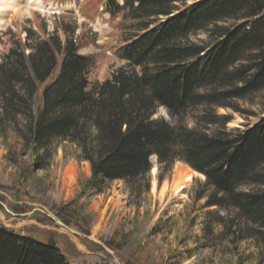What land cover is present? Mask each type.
Returning <instances> with one entry per match:
<instances>
[{
  "label": "trees",
  "instance_id": "obj_1",
  "mask_svg": "<svg viewBox=\"0 0 264 264\" xmlns=\"http://www.w3.org/2000/svg\"><path fill=\"white\" fill-rule=\"evenodd\" d=\"M106 12L124 16L129 36L117 51L125 65L104 83L89 82L94 60L73 39L27 32L4 55L0 137L29 157L24 173L48 168L58 142H68L91 165L89 186L101 192L124 181L141 197L153 157L165 170L182 162L205 177L204 208L217 209L205 214L216 216L208 236L222 226L231 233L222 236L264 241V117L231 130L232 116L217 111L264 90V0H106ZM200 32L214 42L193 43ZM159 108L176 118L201 109L198 127L154 119ZM74 207L57 216L75 224L66 219ZM0 264L70 263L57 246L0 226Z\"/></svg>",
  "mask_w": 264,
  "mask_h": 264
},
{
  "label": "rangeland",
  "instance_id": "obj_2",
  "mask_svg": "<svg viewBox=\"0 0 264 264\" xmlns=\"http://www.w3.org/2000/svg\"><path fill=\"white\" fill-rule=\"evenodd\" d=\"M42 4L56 6L58 13L31 10L14 19L6 14L9 22L0 28L6 36L0 43V63L16 42L25 43L27 32H32L43 40L52 36L62 42L73 39L79 53L94 60L88 75L92 85L104 83L125 65L117 57L129 36L123 31L125 18L105 14V0H42ZM214 40L210 32L191 37L193 43L203 46ZM234 104V109H218V114L232 116L231 130L251 128L264 117V90ZM201 113L199 109L176 118L159 108L154 119L195 129ZM22 153L9 151L0 137V226L42 242L54 241L70 264H264L263 240H241L247 233L222 236L221 232L231 234L222 226L208 236L205 229L216 216L205 214L217 209L204 208L208 193L198 199L204 192L202 176H195L180 196L161 199L160 190L165 183L171 184L176 165L182 162L165 170L153 157L150 190L137 197L124 181H115L101 192L89 186L91 165L68 142H58L50 166L35 172L24 173V162L30 159ZM72 204L79 213L75 218L66 215L75 223L68 225L57 212ZM230 220L226 217L225 222Z\"/></svg>",
  "mask_w": 264,
  "mask_h": 264
},
{
  "label": "bare ground",
  "instance_id": "obj_3",
  "mask_svg": "<svg viewBox=\"0 0 264 264\" xmlns=\"http://www.w3.org/2000/svg\"><path fill=\"white\" fill-rule=\"evenodd\" d=\"M55 7L45 6L42 4L41 0H0V28L9 22L6 20L7 13L11 15L12 19L16 17H23L29 14L31 10L57 14L58 9ZM153 173H156V169L153 170ZM197 175L198 174L189 166L177 164L173 181L170 185L165 183L160 190L161 199L168 200L171 196H180L183 191L191 185L193 179Z\"/></svg>",
  "mask_w": 264,
  "mask_h": 264
},
{
  "label": "water",
  "instance_id": "obj_4",
  "mask_svg": "<svg viewBox=\"0 0 264 264\" xmlns=\"http://www.w3.org/2000/svg\"><path fill=\"white\" fill-rule=\"evenodd\" d=\"M182 164V163H181ZM194 171V170H193ZM194 172H196V171H194ZM198 175H200V176H202L204 179H205V177L203 176V175H201V174H199L198 172H196ZM48 245H50L51 247H56V244H55V242L54 241H52V242H48Z\"/></svg>",
  "mask_w": 264,
  "mask_h": 264
}]
</instances>
